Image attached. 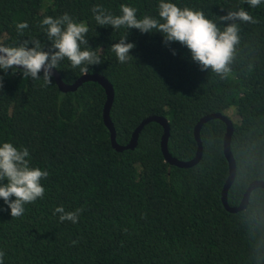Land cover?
Returning <instances> with one entry per match:
<instances>
[{"label": "trees", "instance_id": "16d2710c", "mask_svg": "<svg viewBox=\"0 0 264 264\" xmlns=\"http://www.w3.org/2000/svg\"><path fill=\"white\" fill-rule=\"evenodd\" d=\"M159 2L0 0V44L39 39L47 50L40 26L45 16L68 13L86 23L88 45L101 63L88 65L84 73L65 58L56 70L68 84L93 73L110 82L109 115L120 145L144 118L162 116L169 125V154L190 160L198 147L199 119L211 113L231 119L235 177L227 202L236 206L251 181H264V0L256 8L246 0H169L203 12L220 31L233 23L221 19L228 12L243 8L252 15L255 23L235 21L239 42L226 75L202 71L186 47L166 45L158 32L100 26L91 11L101 5L119 15L126 4L137 9L138 18L159 19ZM20 22L29 25L22 36L16 29ZM126 36L135 47L132 58L120 63L111 45ZM0 77V146L26 147L30 167L49 173L41 180L43 198L26 204L22 216L12 218L0 199L3 264H264V188L253 189L237 212L227 211L221 201L229 172L223 120L201 126V157L182 168L164 159L158 122L143 126L133 149L112 147L103 121L106 93L99 83L86 81L62 92L54 78L45 85L12 70H0ZM59 206L82 209L78 222H61L54 214Z\"/></svg>", "mask_w": 264, "mask_h": 264}, {"label": "clouds", "instance_id": "9594fccd", "mask_svg": "<svg viewBox=\"0 0 264 264\" xmlns=\"http://www.w3.org/2000/svg\"><path fill=\"white\" fill-rule=\"evenodd\" d=\"M246 2L251 8L261 4V0H246ZM91 11L100 26H110L113 29L121 27L128 30L137 29L141 33L158 32L163 36L166 45L173 42L186 47L193 61L201 66L202 71L211 69L223 75L229 72L234 46L239 42V25L235 21L256 22L248 11L241 8L228 12L221 18L233 23L220 31L203 12L187 7L180 8L169 0H160L159 19L147 15L138 18L137 9L126 4L120 5L119 15H113L101 5H95ZM40 26L49 42L47 50L39 39H23L15 46L0 44V70L5 73L12 70V74L19 71L25 78L34 81L43 79L44 84L49 85L53 83V70L57 69L65 58L70 61L73 68L80 67L84 73L88 71V65L101 63L97 53L88 45L86 35L89 28L86 23L77 22L68 13H64L55 18L45 16ZM28 27L27 22L16 25L17 32L21 36ZM126 40L127 36L111 45L120 63L132 58L130 52L135 47L134 43ZM2 89L3 77H0V90ZM28 157L29 151L26 147L17 148L10 142H4L0 146V199L7 205V209H10L12 218L22 216L26 204L44 196L45 189L41 180L46 179L49 173L38 167H30ZM81 211L82 209L65 211L63 206H59L55 208L54 214H60L61 222L77 223ZM72 243L76 244L77 241ZM4 255L5 253L0 251V264H3Z\"/></svg>", "mask_w": 264, "mask_h": 264}, {"label": "water", "instance_id": "95a60500", "mask_svg": "<svg viewBox=\"0 0 264 264\" xmlns=\"http://www.w3.org/2000/svg\"><path fill=\"white\" fill-rule=\"evenodd\" d=\"M53 71H54L53 78H54L58 88L62 92L73 91L78 86H80L83 82H86V81L97 82L104 88L105 93H106V100H105L104 107H103V121L109 130L111 145L117 151H122L124 149H133L135 147V144H136V139H137L138 133L141 131L143 126L150 121H154V122H158L163 127V134L161 137L160 145H161V151L163 153L164 159L168 163L175 165V166H178V167H182V168L190 167V166L196 164L201 157L202 146H201V140H200V136H199V131H200L201 126L205 122H207L208 120H211L213 118H219V119L223 120L225 122V125H226L225 135H224V139H223V153H224L226 160L228 162V169H229L227 179H226V181L223 185V189L221 191V201H222L224 208L229 212H237L239 210H242L248 202L250 192L255 188H259V187L264 188V181L253 180L248 184L245 192L243 193L242 199L238 205L230 206L228 204L227 192H228V189H229L230 185L232 184L234 177H235V160H234L233 155H232L231 150H230V141H231V135L233 132V125H232L231 119H229L228 117H226L220 113H211V114L204 115L203 117H201L199 119V121L197 122V124L194 127V137L197 141L198 147H197L195 156L190 160H179V159L172 157L169 154V152L167 150V138H168V134H169V125H168L167 119L162 117V116L151 115V116L144 118L137 125V127L134 129L129 142L126 145H120L116 142L115 129H114L113 123H112V121L110 119V115H109L110 107H111V104L113 101V96H114V90H113V87L110 84V82L104 76L93 73V74H82L73 83L68 84V83H64L61 80V77H60V75L56 69H54Z\"/></svg>", "mask_w": 264, "mask_h": 264}]
</instances>
